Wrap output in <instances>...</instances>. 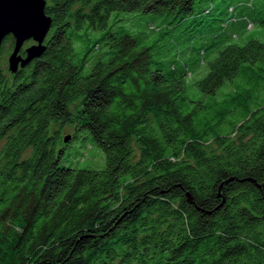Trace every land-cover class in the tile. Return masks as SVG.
Masks as SVG:
<instances>
[{
  "label": "trees",
  "instance_id": "trees-1",
  "mask_svg": "<svg viewBox=\"0 0 264 264\" xmlns=\"http://www.w3.org/2000/svg\"><path fill=\"white\" fill-rule=\"evenodd\" d=\"M45 12L44 53L0 74V264H264V40L229 29H264V0ZM65 124L103 167L61 163Z\"/></svg>",
  "mask_w": 264,
  "mask_h": 264
},
{
  "label": "water",
  "instance_id": "water-1",
  "mask_svg": "<svg viewBox=\"0 0 264 264\" xmlns=\"http://www.w3.org/2000/svg\"><path fill=\"white\" fill-rule=\"evenodd\" d=\"M45 6L46 0H0V48L7 36L13 38V47L7 57L9 72L16 73L44 53V42L52 23ZM27 41L32 43L22 49ZM68 139L69 135L63 137L64 142ZM187 198L192 202L189 193Z\"/></svg>",
  "mask_w": 264,
  "mask_h": 264
},
{
  "label": "rangeland",
  "instance_id": "rangeland-1",
  "mask_svg": "<svg viewBox=\"0 0 264 264\" xmlns=\"http://www.w3.org/2000/svg\"><path fill=\"white\" fill-rule=\"evenodd\" d=\"M148 20H150V22L153 23L148 22ZM159 21L160 20L151 21L149 17L144 16L139 19V24L140 27H142L143 25L145 28H149V30L150 28H154L153 30H155V26L159 24ZM130 22L131 19H129V21L124 24H126V26H130ZM229 29L233 30L232 31L233 33L231 34V40L235 42L243 43L248 36H253V35H257L258 37L264 40V29H259V27H257L252 21H248L247 24L244 26V28L242 30H239L238 32H236L237 30L236 28L231 27ZM154 32L157 33L156 30ZM28 42L29 41L23 44L22 49L29 45ZM2 45L4 49L9 48L10 40L5 39ZM199 45H200L199 42L194 41L192 47L195 46L199 47ZM10 51L6 54L0 53L1 73H4L5 75H9L10 73L7 69V57ZM191 52L195 53L194 50H192ZM190 67L187 68V74H186L187 80H193L198 76H200L204 68V63L200 62L199 65H191ZM59 134L61 138L66 135H69V139L67 140V142L66 143L61 142L59 146V149L62 150L61 163H63L64 165H71L74 167L101 168L104 166L105 163L104 152L99 147L91 143L90 136L87 131L84 130L75 131V126L65 124L61 128Z\"/></svg>",
  "mask_w": 264,
  "mask_h": 264
},
{
  "label": "flooded vegetation",
  "instance_id": "flooded-vegetation-1",
  "mask_svg": "<svg viewBox=\"0 0 264 264\" xmlns=\"http://www.w3.org/2000/svg\"><path fill=\"white\" fill-rule=\"evenodd\" d=\"M46 40V39H45ZM46 42V41H45Z\"/></svg>",
  "mask_w": 264,
  "mask_h": 264
}]
</instances>
